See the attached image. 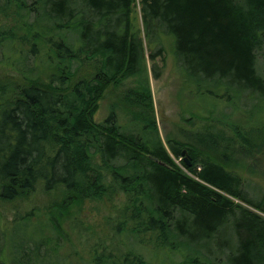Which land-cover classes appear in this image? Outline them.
<instances>
[{
	"label": "trees",
	"instance_id": "1",
	"mask_svg": "<svg viewBox=\"0 0 264 264\" xmlns=\"http://www.w3.org/2000/svg\"><path fill=\"white\" fill-rule=\"evenodd\" d=\"M138 7L0 0L2 63L22 77L21 85L0 82V199L37 186L63 192L43 221L0 220V264H63L56 238L83 200H120L113 229L128 246L112 257L94 243L77 264H264V196L249 195L225 155L229 146L225 156L212 151L216 138L163 142L148 78H159L155 61L167 44L183 88L219 102L223 119L234 117L224 128L236 143L264 154V73L256 65L264 0H138ZM90 65L92 75H83ZM128 79L136 85L125 121L111 109L96 122L106 90ZM17 224L29 235L8 231Z\"/></svg>",
	"mask_w": 264,
	"mask_h": 264
},
{
	"label": "rangeland",
	"instance_id": "2",
	"mask_svg": "<svg viewBox=\"0 0 264 264\" xmlns=\"http://www.w3.org/2000/svg\"><path fill=\"white\" fill-rule=\"evenodd\" d=\"M137 11H139L138 0H135ZM0 18V24H4ZM164 60L157 58L156 65L159 68V78L154 79L149 72V89L153 104V110L159 135L165 143L167 136H178L179 134H195L196 136L206 134L209 144L213 138L218 141L214 149L215 152L225 156L233 163L237 174L243 179L247 187V192L252 197L264 196V154L256 151H247L241 145L236 143L234 134L225 129L229 121L223 119L220 115L221 106L219 102L212 100V97L205 95L194 96L189 94L182 85V75L173 57L170 48L165 45ZM148 53V51H146ZM6 54V53H5ZM3 57L0 53V82L8 84H22V77L12 69L5 67L2 63ZM148 67L151 63L147 62ZM257 68L264 73V51L257 54ZM92 66H87L82 74L90 77L92 75ZM39 74L36 71L34 75ZM42 75V81H46L45 74ZM134 79H128L117 87L110 86L104 93V97L100 102L98 112L94 116L96 122H101L107 116L111 109L117 113L118 120L122 124L127 118L129 110L127 108L130 103L127 95L128 91L135 87ZM189 109H192L190 114ZM215 112L207 114L211 109ZM209 110V111H208ZM206 111V113H205ZM224 114H228L229 110L225 109ZM200 117V118H199ZM190 118V121H187ZM228 147L225 155L222 153ZM188 161L189 155H186ZM184 157L181 161L184 162ZM180 160H176L179 164ZM63 197L62 191L43 192L37 186L34 192L26 193L19 196L13 201H4L0 199V220L5 225L25 216H29L33 223L43 221L47 210L59 205ZM120 206V200L109 202H97L91 200H83L78 208L71 211V215L62 225V232L56 239L57 250L56 256L63 264H77L79 259L83 261L88 259V247L92 244L101 243L106 248L107 254L111 253L114 257L120 252L125 251L127 243L121 236L116 235L113 225L116 223V209ZM32 214V215H31ZM36 221V222H34ZM18 232L23 236L29 235L31 228L21 224L13 226L8 231ZM88 243V244H86ZM90 248V247H89ZM150 249V247H148ZM151 250V249H150ZM224 250H227L224 248ZM141 250L142 254L148 259L150 253ZM212 259H220L224 262L223 255L208 254Z\"/></svg>",
	"mask_w": 264,
	"mask_h": 264
},
{
	"label": "water",
	"instance_id": "3",
	"mask_svg": "<svg viewBox=\"0 0 264 264\" xmlns=\"http://www.w3.org/2000/svg\"><path fill=\"white\" fill-rule=\"evenodd\" d=\"M187 153H186V151L185 150H183L182 152H181V156L182 157H184L185 156V158H184V163L185 164H187L188 166L190 165V163H189V161H188V158H187Z\"/></svg>",
	"mask_w": 264,
	"mask_h": 264
}]
</instances>
